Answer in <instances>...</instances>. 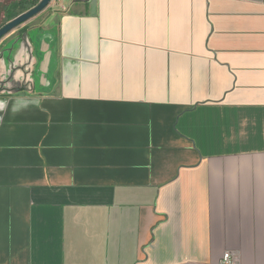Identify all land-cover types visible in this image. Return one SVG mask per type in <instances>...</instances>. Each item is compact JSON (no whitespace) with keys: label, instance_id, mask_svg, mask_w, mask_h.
<instances>
[{"label":"crops","instance_id":"1","mask_svg":"<svg viewBox=\"0 0 264 264\" xmlns=\"http://www.w3.org/2000/svg\"><path fill=\"white\" fill-rule=\"evenodd\" d=\"M64 3L0 40V264H264V0Z\"/></svg>","mask_w":264,"mask_h":264},{"label":"water","instance_id":"2","mask_svg":"<svg viewBox=\"0 0 264 264\" xmlns=\"http://www.w3.org/2000/svg\"><path fill=\"white\" fill-rule=\"evenodd\" d=\"M51 1L52 0H39L37 5L3 25L0 28V40L12 30L26 23L28 20L45 10L50 5Z\"/></svg>","mask_w":264,"mask_h":264},{"label":"trees","instance_id":"3","mask_svg":"<svg viewBox=\"0 0 264 264\" xmlns=\"http://www.w3.org/2000/svg\"><path fill=\"white\" fill-rule=\"evenodd\" d=\"M38 2H39V0H20L17 2L8 3L6 6L12 7V11H11V13H7L6 19H5L4 23L0 25V28L4 24L8 23L9 21H11L14 18H16L17 16H19L20 14L28 11L29 9H31L32 7L37 5Z\"/></svg>","mask_w":264,"mask_h":264},{"label":"built area","instance_id":"4","mask_svg":"<svg viewBox=\"0 0 264 264\" xmlns=\"http://www.w3.org/2000/svg\"><path fill=\"white\" fill-rule=\"evenodd\" d=\"M64 1L65 0H52L50 6H53L61 11H65L67 6L65 5ZM222 264H232L229 254H225L223 256Z\"/></svg>","mask_w":264,"mask_h":264},{"label":"rangeland","instance_id":"5","mask_svg":"<svg viewBox=\"0 0 264 264\" xmlns=\"http://www.w3.org/2000/svg\"><path fill=\"white\" fill-rule=\"evenodd\" d=\"M17 1H20V0H0V25L3 23L4 19L2 18L3 17V13H4V10H3V7L6 6L8 3L10 2H17ZM67 0H65L64 2H66Z\"/></svg>","mask_w":264,"mask_h":264}]
</instances>
